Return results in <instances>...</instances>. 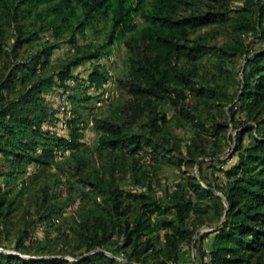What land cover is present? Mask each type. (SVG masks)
<instances>
[{
	"label": "trees",
	"instance_id": "trees-1",
	"mask_svg": "<svg viewBox=\"0 0 264 264\" xmlns=\"http://www.w3.org/2000/svg\"><path fill=\"white\" fill-rule=\"evenodd\" d=\"M234 1L0 0V247H9L4 242L14 236L16 251H0V264H179L182 246L192 245L205 224L213 229L200 238L213 237L207 252L198 248L200 264H264V47L244 41L248 34L264 38V0H241L232 10ZM99 21L107 27L104 52L76 37ZM219 27L230 36L221 45L212 42ZM44 32L53 44L31 51ZM118 38L126 48L120 75L126 96L93 119L94 147L81 140L78 117L68 121V137L44 130L53 112L42 94L54 77L66 88L73 66L109 53ZM61 40L72 56L52 74L49 57ZM240 58L238 80L227 64ZM110 79L97 64L87 77L100 90ZM165 105L181 115L174 116L177 125L189 136L168 130ZM211 109L237 130L226 160L218 143L224 124L202 117ZM210 141L215 148H207ZM177 155L208 160L198 163L199 179L181 174L169 189L157 171ZM208 162L219 164L222 182L208 178ZM30 164L39 171L56 166L76 183L75 194H55L52 173L24 204L32 183L21 180L15 189V182ZM30 206L37 219L24 217V226L16 227L13 217L22 209L30 214ZM37 221L55 234L33 238L28 229Z\"/></svg>",
	"mask_w": 264,
	"mask_h": 264
},
{
	"label": "rangeland",
	"instance_id": "rangeland-1",
	"mask_svg": "<svg viewBox=\"0 0 264 264\" xmlns=\"http://www.w3.org/2000/svg\"><path fill=\"white\" fill-rule=\"evenodd\" d=\"M241 5V0H236L232 3V10L237 8ZM136 21L140 22L139 18L135 19ZM217 28V27H216ZM217 29L218 35L215 37L212 42L215 44L221 45L226 40L230 38V36L223 30V27H219ZM107 27L104 26L102 21L96 22L93 29L87 28L82 34H77V43L84 44V43H91L96 48L102 47V52L108 49L105 46V34L107 32ZM210 29L209 27L203 28L200 32H205L206 30ZM244 41L248 44L251 42L252 48L258 49L264 47V38H255L254 36L248 34L244 36ZM13 41L11 40L9 44ZM38 44L36 47L30 49L33 52L38 51L39 47L42 46L43 42H47V46L52 45L53 38L51 37L49 32H44L40 34V38L37 40ZM24 48L20 49L22 52ZM27 50V49H26ZM125 54L126 48L122 38H118L114 41L113 45L110 47L109 53H104L99 56V58L87 60L82 62L81 64L75 65L71 68L72 77L65 81L67 87L64 88L59 85L58 78L54 77V83L52 84L51 88L42 94L45 103L47 104V108L53 112V115L49 116L47 121L43 124V129L49 131L51 134H55L57 136H69V127L68 121L71 118L78 117V124L81 127V131L83 136L81 140L85 142L91 148L94 147L95 140H96V130L93 127V122L95 117L106 116L109 112L108 107L111 104H117L121 102L125 96V90L123 85L120 82V75L122 74L124 67H125ZM72 56V47L71 45L66 42L65 40L59 41V47L53 50L52 54L49 57V63L51 71L50 73L54 74V66H56L60 62L66 61L68 58ZM203 60L207 64L208 59L203 57ZM103 65L104 69H106L109 74L111 75V79L103 85V90L95 89L88 85L87 77L91 70L93 69L94 65ZM228 69L231 72H236L237 79H242V70L244 67V60L242 58L236 60V62L228 63ZM73 96H76L75 99H72ZM86 96H90L89 99H86ZM224 110L228 111V106H224ZM164 112L167 113L168 118V130L173 133H177L179 136L187 137L189 133L187 129H183L182 127L177 125V117L183 119L180 114H178L176 109H173L169 105H165L163 108ZM213 113L211 115H206V112L203 111V118H208L211 121H218L220 124H224L221 127V130L218 133V143L223 150V154L221 156L222 160H226L230 155L231 151L234 148V139L237 130L234 126L229 122L228 125L225 123V118L221 116L218 112V109H211ZM210 110V111H211ZM174 116H177L176 118ZM245 116L241 114V119ZM247 125H252V122H249ZM255 132V131H254ZM211 140V139H210ZM213 142V141H212ZM212 142H208L207 148L213 149L215 146ZM185 150V147H182V151ZM65 155L69 154V151H64ZM150 155L147 153L145 157V162L147 166L150 168L152 164V159L149 158ZM205 159L206 161L208 158L200 157L197 161H188V160H181V158L177 155L176 158L173 159V162H163L161 169L157 171V177L160 183L163 186L169 187L172 189L174 187L175 182L178 180L181 174L191 175L194 177L200 178L199 176V168L198 163ZM56 160H60V154H57ZM234 158L228 160V164L232 163ZM219 164L215 163V165H210L208 162L205 164V171L210 178L213 180L215 184L220 183L224 180L223 173L218 171ZM28 172L25 175H21L15 184V189L21 185V180H27L29 183L31 182V189L27 192L26 196L23 199L24 204H28L30 202L29 196L33 193V189L39 188V185L44 183L45 181H52V173H54V193L60 194L64 198H66L69 194L74 195L75 189L77 187L76 183H72V181L67 182L65 180V175L60 172V170L56 166H51L50 168L44 169V171H39L40 168L34 164H30L27 167ZM38 173V174H37ZM58 174L57 178H60V183L55 181V174ZM215 178V179H214ZM2 178H0V181ZM204 187H206L202 181ZM128 186V185H126ZM35 193V192H34ZM33 193V194H34ZM158 195L161 194L160 191L157 192ZM206 204L210 203L209 200H205ZM76 206V202L67 206L64 211V214L71 213ZM30 214L26 211L23 212L19 210V212L13 217V222H15L16 227H23L24 220L27 217L31 218L30 216H35L33 214V206L29 207ZM23 212V213H22ZM209 213L212 214V208L209 209ZM37 219V216H35ZM206 220H208L206 218ZM58 219H55L54 226L57 224ZM213 228L209 227L208 225H202L196 232L194 236V241L192 245L184 244L182 246L181 256L179 264H200V248L202 251H208L210 248V244L212 241L213 234H208L205 238L201 239L200 236L205 233L211 231ZM30 231V235L33 238H41L45 232H49L50 235H54V227H46L43 222H36L35 224L31 225L28 229ZM14 242V236L10 237L8 241H5L4 244L8 245L9 247L4 248L0 247V251H5L7 253H16L15 250L12 249V245ZM204 260H208V256L204 257Z\"/></svg>",
	"mask_w": 264,
	"mask_h": 264
},
{
	"label": "water",
	"instance_id": "water-1",
	"mask_svg": "<svg viewBox=\"0 0 264 264\" xmlns=\"http://www.w3.org/2000/svg\"><path fill=\"white\" fill-rule=\"evenodd\" d=\"M221 224H222V222L220 223V225H219V226H221ZM219 226H218V227H219Z\"/></svg>",
	"mask_w": 264,
	"mask_h": 264
},
{
	"label": "built area",
	"instance_id": "built-area-1",
	"mask_svg": "<svg viewBox=\"0 0 264 264\" xmlns=\"http://www.w3.org/2000/svg\"><path fill=\"white\" fill-rule=\"evenodd\" d=\"M65 151H68V150H65Z\"/></svg>",
	"mask_w": 264,
	"mask_h": 264
}]
</instances>
